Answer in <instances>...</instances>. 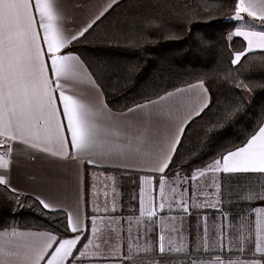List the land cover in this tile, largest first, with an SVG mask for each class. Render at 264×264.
I'll return each mask as SVG.
<instances>
[{
	"label": "snow or ice",
	"instance_id": "snow-or-ice-1",
	"mask_svg": "<svg viewBox=\"0 0 264 264\" xmlns=\"http://www.w3.org/2000/svg\"><path fill=\"white\" fill-rule=\"evenodd\" d=\"M85 6L86 0H0V189L21 206L23 192L13 184L21 157L75 165L76 186L71 202L33 197L41 214L63 212L62 228L0 229V264H264V183L255 187L249 182L236 193L244 207L226 224L231 214L223 211L220 181L222 175L264 177V101L254 109L243 95L264 89V82L250 87L231 75L255 62H243L255 49L264 50V0H203L195 5L159 0L155 13L127 12L119 18L120 30L135 47L148 42L153 32L175 35L171 29L177 22L187 30L192 21H210L227 7V18L234 23L219 42L229 53V65L239 67L226 70L223 82L231 80L241 95L235 100L226 95L223 103L201 76H193L194 82L181 80V86L162 79L159 85L142 86L130 102L112 103L109 96L116 85L106 80L107 66L102 60L82 58L79 46L121 7V0L92 5L94 10L82 16ZM234 37L242 38V47L230 46ZM196 43L213 46L203 35ZM259 65L264 68V55ZM132 72L130 66L128 78ZM246 118L249 123L234 139H225L209 159H201L217 135ZM194 125L196 143L181 152ZM82 165L137 173V194L130 197L137 207L130 211L138 215L125 220L123 210L120 213L127 224V242L120 243L115 196L103 209L96 203L95 173H88L91 198L82 202ZM105 179V188L115 193L118 178ZM189 189L205 200L189 196ZM204 206L220 212L212 224L214 258L208 251L207 216H197L193 246L184 235L190 209L199 213ZM174 210L183 215H167ZM176 235L182 237L179 245Z\"/></svg>",
	"mask_w": 264,
	"mask_h": 264
},
{
	"label": "trees",
	"instance_id": "trees-1",
	"mask_svg": "<svg viewBox=\"0 0 264 264\" xmlns=\"http://www.w3.org/2000/svg\"><path fill=\"white\" fill-rule=\"evenodd\" d=\"M158 2L159 0L121 1V7L103 20L79 46V51L83 53L82 58L87 57L93 61L102 60L107 66L106 80L116 85L113 94L109 96L112 103L130 102L144 90L142 87L144 85H159L163 79L164 83L175 82L177 86H181L179 84L181 80L187 79L194 82L193 76L204 78L210 91L219 96L221 103L224 102L226 95L230 100L239 99L241 93L233 87L232 81L223 82L226 70L239 67L229 65V53L223 43L219 42L221 33L234 23V21H223L226 16H229L230 10L226 7L223 12L214 13L210 21L194 20L186 26L187 30L183 22H177L171 29L175 35L166 36L163 33L153 32L148 37V42H142L135 47L131 46L126 40L125 33L120 30L119 18L127 12L155 13L159 11L155 7ZM186 2L195 5L203 3V0H186ZM200 35L207 37L213 46L200 47L196 43V37ZM234 39L235 45L230 46L235 48L243 46L242 38L234 37ZM262 55L264 50L253 51L248 60L243 62L248 64V61L253 59L255 62L247 68L239 69V72L232 70L231 75L249 83L250 87L264 82V68L259 65ZM130 66L133 72L128 78L127 69ZM243 95L246 100L252 102L254 109L256 105L264 101V89L259 87ZM247 123L249 120L246 118L241 124L226 130L224 135H217L206 151L201 154V159H209L218 144L225 139H234ZM193 128L194 131L190 133L191 139L185 143V148L180 149L181 152L194 147L198 128L195 125ZM87 168L89 167L86 166ZM261 180L264 183V177ZM20 200L21 206H17L13 199L0 189V229L20 227L56 231L62 228L59 221L65 219L63 212H50L43 215L33 196L23 194Z\"/></svg>",
	"mask_w": 264,
	"mask_h": 264
},
{
	"label": "crops",
	"instance_id": "crops-1",
	"mask_svg": "<svg viewBox=\"0 0 264 264\" xmlns=\"http://www.w3.org/2000/svg\"><path fill=\"white\" fill-rule=\"evenodd\" d=\"M123 1V0H121ZM105 0H86V6L81 13V15H87L92 9V5H98L104 3ZM257 30L260 29L257 26ZM259 49H255L257 51ZM95 173V185H96V195L95 200L96 203L103 209L105 203H108L111 206V201L113 196L116 198V217L118 221H121L120 227V236L122 239L120 243L123 244L127 242L128 237L125 235L127 232V224L126 222L121 220V210H123V217L126 220V217L129 215H138V212H132L130 209H134L137 207L136 201L131 200L130 197L137 194V173L136 172H123L122 170L116 168H87L86 165L81 166V175H82V184L80 187V195L83 203H87L91 198V190L89 188V176L88 173ZM15 179L13 181L14 186L18 187L22 190L23 194L31 195V196H40L41 198L48 200H61L63 202H71L75 199L76 194V186H75V165L66 164L63 161L56 159H37V160H28L24 157H21L19 166L15 171ZM116 176L117 187L115 193H113L109 188H105V185L108 184V181L105 179V176ZM250 178V176H227L222 175L220 177V181L222 184V192H223V211L225 213H230L228 220L225 221L227 224L229 220L235 217V214L242 208L244 205L239 204L237 202L236 193L240 191L242 187L245 186L243 179ZM108 191V197L105 198L104 192ZM207 191L211 193L213 190L208 188ZM189 196L194 195L197 200L203 202L205 197L199 193H193L191 189L188 192ZM65 197L68 199L65 200ZM229 201H232L229 203ZM191 203V202H189ZM257 207H261L262 205L259 203H255ZM175 209V205H174ZM190 216L185 217V233L184 235L188 237L187 243L189 246H193V241L196 237L197 232V216L200 217L207 216L209 223V254H211V258H214L215 253H212V249L215 247L214 240L215 237L213 235L212 224L214 219L220 216V212L216 209L204 206L201 207L199 213L191 211ZM89 216L91 215V209H88ZM170 216H181L183 215L178 210H174L171 213H167ZM252 219L254 221V214L252 215ZM99 226L100 222L97 221ZM115 227V225L113 226ZM12 228V227H11ZM19 228L20 230L26 231H43L41 229H33V228ZM142 231V229H141ZM136 227L133 223L132 227V235L135 237ZM229 232L225 231V236H228ZM233 237L238 236V233H231ZM175 240L177 245L182 242V237L180 235L175 236ZM115 236L112 238V242H115ZM140 243H143V238L140 239ZM236 246V239L234 238L232 241V247ZM225 247H228L227 243ZM207 258V257H206Z\"/></svg>",
	"mask_w": 264,
	"mask_h": 264
},
{
	"label": "rangeland",
	"instance_id": "rangeland-1",
	"mask_svg": "<svg viewBox=\"0 0 264 264\" xmlns=\"http://www.w3.org/2000/svg\"><path fill=\"white\" fill-rule=\"evenodd\" d=\"M262 177H257L255 175H251L250 178H244L243 182L245 186H248L249 182L251 183L252 186L258 187L259 183H262Z\"/></svg>",
	"mask_w": 264,
	"mask_h": 264
},
{
	"label": "water",
	"instance_id": "water-1",
	"mask_svg": "<svg viewBox=\"0 0 264 264\" xmlns=\"http://www.w3.org/2000/svg\"><path fill=\"white\" fill-rule=\"evenodd\" d=\"M227 17H228V16H226V17L223 19V21L231 22L232 20H231V19H228Z\"/></svg>",
	"mask_w": 264,
	"mask_h": 264
}]
</instances>
